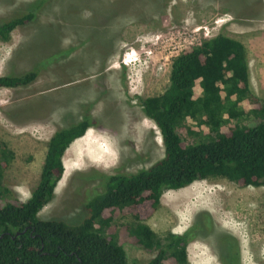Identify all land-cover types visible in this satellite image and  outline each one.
<instances>
[{
	"label": "rangeland",
	"instance_id": "1",
	"mask_svg": "<svg viewBox=\"0 0 264 264\" xmlns=\"http://www.w3.org/2000/svg\"><path fill=\"white\" fill-rule=\"evenodd\" d=\"M32 1L0 0V24ZM154 1H51L50 14L0 41V76L43 69L30 86L0 89V141L13 155L2 184L13 199L31 196L59 128L85 116L93 124L65 153V173L40 212L42 220L81 225L89 215L82 211L85 203L103 192L99 174H133L164 156L161 133L136 97L163 94L171 60L182 51L221 34L241 41L248 51L250 92L264 103V0H161L158 11ZM103 152L110 156L105 164ZM203 210L237 237L240 264L264 263V186L197 181L165 191L160 208L144 223L164 239L185 233ZM117 224L137 222L128 216ZM125 250L129 264H147L157 254L129 243ZM187 253L190 264H221L210 240H194Z\"/></svg>",
	"mask_w": 264,
	"mask_h": 264
},
{
	"label": "trees",
	"instance_id": "2",
	"mask_svg": "<svg viewBox=\"0 0 264 264\" xmlns=\"http://www.w3.org/2000/svg\"><path fill=\"white\" fill-rule=\"evenodd\" d=\"M51 1L33 0L22 14L4 20L0 41L8 42L14 30L50 14ZM159 6L161 0H155V11ZM41 71L0 76V89L30 86ZM136 98L161 133L164 156L133 174H99L103 192L85 203L82 211L89 215L81 225L42 220L40 212L55 197L65 173V153L93 126L87 116L51 137L39 182L25 201L13 199L2 184L13 155L0 141V264H129L126 243L156 250L147 264H190L187 248L197 239L210 240L221 264H240L237 237L219 229L208 211L198 212L185 233H169L164 239L144 222L160 208L165 191L197 181L264 186V103L250 92L247 48L222 34L204 40L171 60L163 94ZM128 216L137 224L114 225Z\"/></svg>",
	"mask_w": 264,
	"mask_h": 264
},
{
	"label": "crops",
	"instance_id": "3",
	"mask_svg": "<svg viewBox=\"0 0 264 264\" xmlns=\"http://www.w3.org/2000/svg\"><path fill=\"white\" fill-rule=\"evenodd\" d=\"M249 70H250V66H249ZM84 137V136H83ZM83 137L82 138H79V139H83ZM76 142V141H75ZM75 142H73L72 144H71V146H73L74 145V143ZM70 148V147H69ZM103 156H107L108 157V159H110V156L106 153V152H103ZM98 162V161H97ZM105 164V163H104ZM30 197V196H29ZM28 197V198H29ZM189 246V245H188ZM189 260V259H188ZM189 263H190V261H189Z\"/></svg>",
	"mask_w": 264,
	"mask_h": 264
},
{
	"label": "bare ground",
	"instance_id": "4",
	"mask_svg": "<svg viewBox=\"0 0 264 264\" xmlns=\"http://www.w3.org/2000/svg\"><path fill=\"white\" fill-rule=\"evenodd\" d=\"M102 158H104V160H103V163L101 162V160H100V161L98 160L99 158L97 159V160H98V162H100V163L104 164V163H105V160H106V161H108V157H107V156H103ZM109 160H110V159H109ZM108 162H109V161H108ZM67 168H68V166H66V172H68V171H69V169H67ZM66 174H67V173H66Z\"/></svg>",
	"mask_w": 264,
	"mask_h": 264
},
{
	"label": "built area",
	"instance_id": "5",
	"mask_svg": "<svg viewBox=\"0 0 264 264\" xmlns=\"http://www.w3.org/2000/svg\"><path fill=\"white\" fill-rule=\"evenodd\" d=\"M128 57V54H126V58ZM124 63L126 64V60L124 59Z\"/></svg>",
	"mask_w": 264,
	"mask_h": 264
}]
</instances>
